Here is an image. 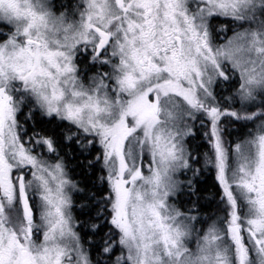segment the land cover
I'll return each mask as SVG.
<instances>
[{
  "label": "snow or ice",
  "instance_id": "snow-or-ice-1",
  "mask_svg": "<svg viewBox=\"0 0 264 264\" xmlns=\"http://www.w3.org/2000/svg\"><path fill=\"white\" fill-rule=\"evenodd\" d=\"M0 264H264V0H0Z\"/></svg>",
  "mask_w": 264,
  "mask_h": 264
}]
</instances>
